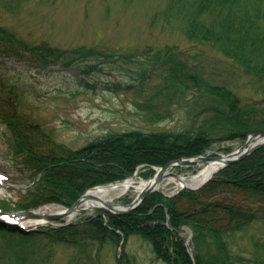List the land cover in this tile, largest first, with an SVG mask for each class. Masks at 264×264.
Masks as SVG:
<instances>
[{
	"label": "trees",
	"instance_id": "16d2710c",
	"mask_svg": "<svg viewBox=\"0 0 264 264\" xmlns=\"http://www.w3.org/2000/svg\"><path fill=\"white\" fill-rule=\"evenodd\" d=\"M14 1L18 0L1 2ZM169 8L182 14L189 40L213 43L246 73L264 82V0H171ZM26 42L0 25L2 55L18 52L22 49L17 46H21L38 60L41 67L60 60L65 66L72 62L78 64L80 60L87 63L91 62V57L98 56L91 55L83 47L67 50L39 45L28 49ZM173 49L166 47L156 51L148 63H140L134 57L123 59L126 64L133 65L130 71H134L133 77L140 80L141 87L153 90L152 105H149L151 119L171 117L169 108L160 110L163 104L182 99L192 87L199 88L207 103L199 109V115L209 111L211 114L204 116V124L192 131L134 129L110 132L94 138L79 150L68 152L51 140L50 133L25 115L11 111L9 101L0 100V120L7 123L13 133L16 153L21 155L23 164L34 176L40 175L35 196L25 207L47 202L69 206L86 189L125 179L140 165L147 167V172L140 174L147 177L154 173L152 166L203 154L215 141L235 138L243 141L249 134L264 131V119L251 115L254 110H243L240 98L227 87L208 83L177 60ZM104 58L108 59L107 63L113 62L111 58L120 60L108 54L102 55ZM146 76L147 80L142 79ZM155 78L158 82L150 81ZM9 80L0 77L1 88L13 90L17 86L9 84ZM8 97L4 95V98ZM197 108L195 106V111ZM156 202L160 203L151 209ZM258 212H264V146L224 167L198 190L182 189L173 196L151 192L129 213L107 215L108 226L100 215L89 217L83 225L92 242L119 245L122 237L126 239L138 234L151 245L155 260L167 264H256L258 261L264 263V254L237 256L232 253L230 240L237 232L245 230L252 220L261 218ZM165 221L169 222V227ZM184 226L192 230L190 245L195 262L178 235ZM72 229L75 227L61 226L20 233L0 224L3 240L21 250L16 258L0 255V264L47 263L53 245L76 239ZM24 250H28V255ZM39 254L42 256L38 260ZM117 263L121 264V259Z\"/></svg>",
	"mask_w": 264,
	"mask_h": 264
},
{
	"label": "rangeland",
	"instance_id": "374dc122",
	"mask_svg": "<svg viewBox=\"0 0 264 264\" xmlns=\"http://www.w3.org/2000/svg\"><path fill=\"white\" fill-rule=\"evenodd\" d=\"M1 1L0 25L27 41L26 48L33 49L39 45L67 50L83 47L91 55L98 54L87 63L80 60L78 64L72 62V65L65 66L60 60L43 67L21 46H17L22 49L18 52L0 54V77H8L11 80L9 84L17 85L13 90L0 86V100L9 101L11 111L25 115L32 123L50 133L51 140L64 146L68 152L79 150L94 138L110 132L134 129L147 132L192 131L204 124L203 117L211 112L199 115V109L207 103L204 94L195 87L188 90L182 99L163 104L160 110L163 112L169 108L171 117L151 119L149 105H152L150 99L153 90L141 87L140 80L133 77L134 71H130L133 65L126 64L123 58L134 57L140 63H148L147 60L152 59L156 51H163L166 47H174L176 59L202 79L212 85L225 86L235 93L240 98L243 110H254L251 115L264 119V82L246 73L213 43L189 40L182 14L169 8L171 0H18L8 4ZM106 54L120 60L111 58L113 62L107 63L108 59H102V55ZM142 79L147 80V76ZM152 80L158 82L157 78ZM190 84L193 85V82ZM4 95L10 97L4 98ZM195 106L198 107L196 111ZM252 140H248V143ZM243 143L244 140L237 138L218 140L204 154H225L235 151ZM20 157L16 153L11 129L0 120V188L4 191V194H0V211L18 212L48 204L63 207L55 202L25 207L35 196L40 175L34 176ZM153 167L159 166L151 167L155 173ZM199 167V164H194L169 168V174L162 179L164 185L152 192L166 196L178 194L182 188L169 182V178L174 174H194ZM134 172L139 177L147 172V167L140 165ZM153 174L142 177L150 179ZM135 197L134 189H130L114 203L127 204ZM158 203H154L151 209ZM262 213L258 212L261 218L252 220L245 230L233 235L230 240L233 254L246 257L264 254ZM99 215L102 216L98 211L85 210L71 221L62 217L37 226L35 231L58 229L61 223L77 229H72L75 233L73 238L76 237L74 241L53 245L52 256L44 264H118V259H121V264H167L155 260L151 245L138 234L126 239L122 237L119 245L90 241L83 224L89 217ZM102 218L108 226L107 215ZM164 224L167 227L170 225L168 221ZM187 228L184 226L178 231L184 244L190 237ZM191 239L192 236L190 242ZM20 252L18 247L15 248L0 236L2 257L16 258ZM23 252L28 255V250ZM41 256L39 254L36 258L39 260ZM256 264L264 263L258 261Z\"/></svg>",
	"mask_w": 264,
	"mask_h": 264
},
{
	"label": "bare ground",
	"instance_id": "6f19581e",
	"mask_svg": "<svg viewBox=\"0 0 264 264\" xmlns=\"http://www.w3.org/2000/svg\"><path fill=\"white\" fill-rule=\"evenodd\" d=\"M200 167L196 173L189 175H173L169 178V182H174L178 188L184 186L194 187L201 184L207 178H209L219 168L220 163L215 160H207L199 164ZM164 185V181H159L155 177L150 179H144L137 177H129L125 180L113 182L107 185H99L89 189L86 195L80 200L76 208L68 213L64 207L55 204L42 205L32 210L34 213L32 216H23L18 214L17 217L4 216L5 219L19 223L26 227H37L39 225H46L51 221L47 219L48 215L62 214L66 221L75 219L78 215L79 209H85L87 212L93 211L95 206H104L107 203H114V201L130 189H134L136 196L148 187L155 186L161 188ZM0 194H4L3 189L0 188ZM119 204V203H114Z\"/></svg>",
	"mask_w": 264,
	"mask_h": 264
},
{
	"label": "water",
	"instance_id": "95a60500",
	"mask_svg": "<svg viewBox=\"0 0 264 264\" xmlns=\"http://www.w3.org/2000/svg\"><path fill=\"white\" fill-rule=\"evenodd\" d=\"M250 138H253V140L248 143V140ZM263 146H264V131L252 133L248 136V138L244 141V143L235 151H231V152H228L225 154H217V155L200 154V155H196L194 157H184V158H180L177 160H172V161H170V162H168L165 165L160 166V167H153V169L155 170L154 177L157 180V182H159L163 179V177L165 175L169 174L168 169L173 167V166H191L194 164L203 163L207 160L218 161L220 163V166L216 171H219L220 169L226 167L227 165H230L232 163H235V162H238V161L244 159L249 154H251L252 152H254L255 150H257ZM136 173L137 172H135L132 176H135ZM211 178H212V176H210L209 178H207L205 181H203L201 184H199L197 186H194V187L184 186V188L190 189V190L199 189V188L203 187ZM115 182H118V181H115ZM107 184H110V183H107ZM107 184H105V185H107ZM157 189L158 188H156L155 186H153V187L151 186V187H148V188L144 189L143 191H141L130 203H127V204L107 203V204H104V206H95L94 210L98 211L102 216H106L109 214H117V215L126 214V213H129L130 211H132L133 209H135L142 202V200L146 197V195L148 193H150L154 190H157ZM87 191H85L73 204H71L68 207H65V211L68 213L72 212L76 208V206L78 205L80 200L86 195ZM84 211H85V209H81V210L79 209L78 214L83 213ZM0 214H5V213L0 212ZM7 214L8 215L20 214L23 216H32L34 213L32 212L31 209H28V210H22V211L13 212V213H7ZM62 217H63L62 214L61 215L60 214L48 215L47 219L48 220H57V219H60ZM0 224L7 227V228L17 230L21 233H27L28 231L35 229V227H25V226H22L16 222H10V221H7V220L2 219V218H0ZM64 224H67V223H62V224H58V225H64ZM187 230H189V229L187 228ZM189 232H190V237L185 240V245L187 247L188 252L190 253L191 257L194 260V253H193L192 247L190 246V243H189L190 238L192 236V232L190 230H189Z\"/></svg>",
	"mask_w": 264,
	"mask_h": 264
}]
</instances>
